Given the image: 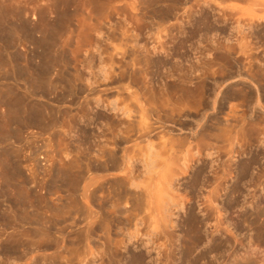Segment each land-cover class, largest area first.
Listing matches in <instances>:
<instances>
[{"label": "rangeland", "instance_id": "obj_1", "mask_svg": "<svg viewBox=\"0 0 264 264\" xmlns=\"http://www.w3.org/2000/svg\"><path fill=\"white\" fill-rule=\"evenodd\" d=\"M174 1L176 2H173V4L170 0H0V49L6 45L8 36L7 41L13 44H11L12 47L10 46L9 51H14L15 49V51L17 50L24 54H30L34 49L35 43L29 37H27L29 39L27 41L25 35H23L29 31V28L32 29L30 32H34V38L41 41H43L45 36L53 34L52 32H58L57 34L55 33L57 39L55 36L54 41L56 43L54 42L55 45L53 44L55 49L52 48V45L50 48L51 53H55L57 58L61 55V58H59L61 59L60 67L66 72L65 74L75 75L80 73L83 78V80L77 82L78 86L83 87L82 93L77 97L78 99L73 98L72 103H70V99H67V102L65 101L61 104L60 108L70 111V114L75 115V117L80 115L83 108H87L86 114L88 113L87 116L92 118L91 120L88 117L91 122L90 128L96 129V131L97 128L99 131L105 126L104 121L93 122L92 116L95 111H102L100 104L106 105L107 102L118 98L117 107L129 104L133 109L130 100L126 99L122 103L117 94V88L121 85L125 86L127 82H130L133 89L138 87L143 80H152L156 84H171L173 81L184 79L189 82L188 85L191 87L202 83L210 87L213 92L208 97V105L205 108L197 107L196 105L192 106L189 109L188 116L183 117V121L189 124L191 130L184 129V132L179 131L173 124H168L167 128L172 129L173 133H176V137L187 135L192 137V141H196L198 136L196 131L199 130L198 132H200L201 126L213 124V122L218 120L220 129L224 126L225 128L228 127L229 134L225 133V136L224 134H219L216 137L218 139L212 138L210 140L217 146L214 150H205L203 153L211 152V155L203 156L204 158L198 159L200 161H196V165L205 162L207 166L204 173L205 180L216 176V180L220 179L223 182L215 180L211 185L200 184L194 190L189 189L187 185L190 183L188 181L191 180V172L189 171L186 174L177 170V172L175 170L167 172L169 171L168 169L166 171V167L163 166L168 163H164L166 155L161 154L158 156V154H155L158 152L159 139L157 137H152L153 139H151V141L154 140L152 141L154 142V150L152 151L146 149L147 142L142 139L138 138L135 141L134 137L133 140L128 141L130 142L128 143L129 145L135 144V142L139 143L141 148L139 147L140 151L137 153L146 154L144 157L140 153L137 155L135 175H138V181L141 180L142 184L147 183V185L150 184L152 186L154 181L160 182L159 187L162 189L166 187L165 189L169 193L165 195L169 196L174 192L171 191L170 187H167V179H171L169 175L172 173L174 175L175 172L178 174L176 175L177 177L173 178H179L176 187L186 203L183 206L184 208H176L174 210L175 215L172 219L176 223H173L175 227L169 224L173 228L170 226V229L167 228L170 232L167 230L168 235L175 236V238L178 237V240H175L177 244L175 246H178L176 252H188V257H192V255L199 254L203 249H207L210 254H208L203 263L208 260V264H231L233 259L229 254L232 251L233 253L238 251L237 253L242 254L247 249L248 254L253 259V264H264V216H261L262 218L259 216L258 218L255 213V206L260 204L262 205L261 207H264V0ZM164 11L167 14L165 16L161 14ZM57 24L59 25L57 26ZM55 26L57 28L60 27V30H53L52 28H55ZM16 29H19V31ZM14 32L20 36L19 41L16 39L18 35ZM15 36L17 37L14 39ZM3 41H5V44ZM35 60L37 61L38 59L36 58ZM62 61L63 64L61 63ZM154 61L161 62L157 69L148 67L153 65ZM144 69H146V72ZM1 71L0 69V76H2ZM85 78L86 80L88 79V82ZM1 81L0 77V92L2 93ZM91 82L95 84L91 85ZM18 86L20 91L25 88L23 82H19ZM58 89L56 93L60 94L63 90L60 91V88ZM8 97L11 98L10 95ZM97 98L103 101V103H99V107L95 105ZM53 99V95H50L46 96V99L34 98L31 101H42L41 103L47 106L50 104L49 107L56 109V106L53 105ZM75 101L77 102L75 103ZM83 101L89 102L87 107L83 105ZM80 103H83V107ZM5 108H7V105H3L0 102V113ZM60 118L58 119L61 122L59 123L60 126L54 130L51 129V134L49 130L46 131L45 129L44 131L43 128L40 126L39 128L35 124H33L35 127H30L32 124L26 127L27 130L23 127L21 132L23 135L19 134L18 138H16L17 140L15 139L13 143L15 149L13 145L9 144V141H6L8 142L7 146H9L6 147V142L1 139L3 132L0 129V142L2 143H0V149H4L0 150V162L2 163L1 160L4 158V153H13L12 156L15 153L18 154L19 156H15L19 160L16 157L13 159L16 160L19 170L31 180L24 188L28 187L32 191L34 189L35 196L42 194L45 198L44 200L47 201L45 202L52 208L61 202H67L69 191H66L64 187L57 186L58 183H53V185V181L50 180L52 178L47 175V177L45 176L46 181L42 185L36 184L32 181L34 177L30 167L35 155L42 157L43 162H46V169L48 167L53 169L50 172L51 174L60 168V163L62 164L76 158L80 160L79 156L77 157L78 154L73 152L80 139L78 135V132H80L79 128L73 124L74 122H69V124L65 120H60ZM39 130L42 133L44 132V134L41 133L42 135H39ZM35 131H38V134ZM52 131H58L59 133L54 132V134ZM27 133L29 134L28 136ZM32 135L35 137L33 138ZM26 137L29 138L28 141ZM3 147L9 150L6 149L7 152H5L6 150ZM73 147L75 148L72 149ZM11 149L15 152H12ZM229 150H232L233 153ZM148 151L151 152V157L150 155L148 157ZM1 153H3V158ZM251 156H254L255 161L246 175H241L235 170L232 172L225 168L229 163L233 167L237 166L247 161ZM146 158H150L149 161ZM59 160L61 161L59 162ZM147 162H150V166ZM147 165L148 168L146 167ZM173 167L175 169V166ZM111 171L112 169L110 171L106 170V172L103 171V175L106 174V176L104 175L105 178L102 179L105 188L109 186L107 184H113L122 178V173H119L120 170L116 171L114 169ZM214 171L216 175L213 174ZM88 173H91V171ZM94 173L92 172L89 176L95 175ZM166 173L171 174L166 176ZM39 177L35 179L36 182L37 179L41 178ZM216 182H221L222 184H219L220 190L218 187L219 194L215 190L213 191L216 188ZM238 188L240 193L234 194L233 191ZM128 189L132 192L134 188L128 187ZM210 190L215 193L210 194L213 196V200L215 199L214 201L217 200L215 204L217 203V209L220 212L215 209L214 206L216 205H214V202H211L214 208L208 205L210 202H208L209 198L207 196L210 194L207 192ZM17 192L19 193V191ZM178 193L175 192L174 195ZM232 195L237 198L236 202L234 201L235 204L233 201H228L229 196ZM132 201L134 202L132 196L129 197L128 195L127 198L125 196L121 200V206L125 204L126 208H130ZM91 206H93L92 210H98L96 204ZM189 207H192V215L196 219L205 220L201 230H203V234L206 232L204 234L206 239L204 238V241H202L203 243L205 242L203 245L193 246V244H188L184 248L182 241L186 238L187 227L183 224L189 216ZM201 208L204 211L208 210L209 213L204 212ZM210 210L212 211L210 212ZM102 213L110 220L109 233L105 230L95 231L92 234V243L86 248L79 246L76 238L78 232L85 226L86 220L79 219L77 215H73L75 222H72L73 220L70 217L66 220L63 217H52L51 220L53 219V222L58 221L52 230L55 232L53 237L59 241V244L55 246L50 241L51 247L49 245L45 249V245H43L45 241L36 240L33 247L34 250L28 255V258L17 259L18 261L15 260L14 262L17 264H31L36 256L38 258L43 257V259L45 256L46 260L41 261L43 264H131V255L145 253V248L141 245V241L142 237H144L142 233L144 234L147 230V223L137 227L140 235L136 231L138 236H131L134 233L136 218H140L144 214L142 211L138 214L139 217L135 215L136 218L133 215L136 212H132L131 218H128L129 214L113 213V210H102ZM47 215L51 216L50 213ZM261 224L262 226H260ZM0 233V240H2L8 231L6 233L5 231H0ZM163 236H160L161 242L169 246L171 241L168 242V238L170 236H167V238ZM140 237L141 239H139ZM162 237L167 241L162 239ZM226 237L231 243L229 242L227 246H221L219 249L217 243L219 240L226 239ZM124 242L127 243L126 249L122 246ZM240 243H245L247 246L243 247ZM229 244L231 246L233 244V246L229 248ZM165 245L163 246L164 249L166 248ZM179 247L181 249H178ZM207 247L212 251L209 252ZM222 247L223 250H221ZM225 247L229 249L226 250ZM167 248L162 250L165 255L168 252ZM185 249L188 250L186 251ZM152 254L154 255V252ZM165 255L163 253L162 264H167V261L164 262L166 260ZM191 257L189 259H192ZM187 262L186 264H191V262Z\"/></svg>", "mask_w": 264, "mask_h": 264}, {"label": "bare ground", "instance_id": "obj_2", "mask_svg": "<svg viewBox=\"0 0 264 264\" xmlns=\"http://www.w3.org/2000/svg\"><path fill=\"white\" fill-rule=\"evenodd\" d=\"M170 1L171 3L176 2L174 0H170ZM161 14H163L164 16L167 15L165 11L161 12ZM59 24H57V26ZM33 29L35 30V28ZM47 29H48V26H47ZM52 29L60 30V27L57 28L55 26V28L53 27ZM16 30L19 31V29H16ZM30 30L32 29L29 28V31L23 34L25 35L26 39L27 37H29L35 43L34 49L30 52V54H24L17 50L15 51V49L14 51H9V48L12 47L11 46L12 42L10 43V41H7V38H9L7 34H6L7 43L4 47L2 46L3 48L0 49V69L3 71V73L1 71L2 76H0L2 79L1 82H2V89H3V90L1 89L2 93L0 92L1 94L0 102L3 105L4 104L7 105V108H5L4 111L0 113V129L3 132L1 139L3 142L9 141V144L12 146L15 139L18 138L19 134L20 135L22 134L21 132L23 131L22 130L23 127L26 128L31 124L32 126L30 127H35V125L38 127L40 126L41 128H43L44 131L45 129L46 131L49 130L51 134V129L54 130L55 128L60 126L59 123L61 122L58 119L61 117L60 120H65L67 123L74 122L73 124H75L79 128L80 132H78L79 133L78 135L80 139L78 140V144L76 148L73 147L72 149L75 148L74 149L75 151L73 152L74 153L76 152L78 154L77 157L79 156L78 158L80 160L76 158L77 160L72 159V160H68L67 162H63L62 164L60 163L59 164L60 168H58V170L53 171V173L51 174L50 172H52L51 170L53 169H51V167L50 168L48 167L49 169L48 168L46 169L47 167V166L45 167L46 162L45 163L43 162L44 160L42 159V157H37L35 154H33L35 155L34 157H36L34 158L31 155L33 159L31 158L32 164H31L30 170H32V175L34 177L32 180L33 182H35L36 184L39 183L42 185V183L46 181L45 176L47 175L52 178L50 179L53 181L52 184L58 183L57 186L64 187L66 188V191H69V194L67 196V202H63V203L61 202L60 204H57L56 207L52 208L51 206L50 207L48 206V204L46 203L47 201L44 200L45 198L43 197L42 194L40 196H35L33 192L34 189L32 191L28 187L24 188V186H26V184L30 182L31 180L28 179V177H26L23 174V172H21V170H19L18 164L16 163V160H14L16 157L15 155H18V154L15 153V155L12 156L13 154L12 152H15L13 151V149H11L12 154L4 153L3 155V153H1V156L3 155L4 158L2 156L3 158V159L1 158L2 163L0 162L1 163L0 164L1 165L0 166L1 167L0 169V231L1 232L5 231V233L8 231V233L4 235L3 237L4 239L0 240V264H17L14 262L15 260L17 259L22 260V259L28 258V255H30L34 250L33 247L35 246L36 240L45 241V243H43V245H45L44 247L45 249L50 245L49 244L50 241L53 242L55 246L58 245L59 241L53 237V234L55 232H53L52 230L56 226L58 221L56 220L55 222H53L52 221L53 219L51 220L52 217H56V218L63 217L65 220L68 217H70L73 220L72 222H75L73 215H77L79 219L81 218V219L86 220L85 226L80 230V232H78V235L76 237L77 244L79 246L86 248L89 244L92 243L91 238H92V234H94L95 231L105 230L107 233H109L110 220L106 215L102 213V210H105V211L113 210V213L129 214L128 218H131L133 214L132 212L134 213L136 212L135 214H133L134 218H136L135 215L139 217L138 214L141 213V211L144 213L142 214L140 218H136V221L134 222V226H135L134 233L136 234L132 233L131 236L133 235L138 236L137 227L141 224L143 225L147 223V227L145 225L147 230L146 231L144 230L145 231L144 234L141 232L142 235H144L145 237V238L142 237L143 239L141 241V245H143L145 248L144 250L145 253H138V254L131 255L132 263L134 264H162L163 253L165 255V252L162 250L164 249L163 246L165 245V243L161 242L160 236L164 235L166 238L167 236L168 237L170 236L168 238L169 239L168 242L171 241L169 243V246L168 244L167 246L165 245L166 248L168 247L167 248L168 252H166L167 255H165L166 260H164V262L167 261V264H186L187 261L191 262V264H208V260H206L203 263V261L208 257V254H210L208 253L207 249L206 250L203 249L197 255H194V256L192 255V257L190 256L192 259H189L190 257H188L189 256L188 252L186 253L184 251L176 252V249L178 246L177 247L175 246L176 244L175 240H178V237H176L177 238L176 239L174 235H173L174 237H172L171 235H168L170 233L168 230L170 229L169 226L173 228L175 227V224H176L172 219V217H174L175 215L174 210L176 208L177 209L184 208L183 206H185V203H186L185 201H183V196H181V194L178 193L179 189L176 187V183L179 180V178H173V177H177L176 176L178 175L176 174L177 171L181 173L183 172L186 174L190 171L191 180L188 181L190 183L189 185H187L189 189L194 190L200 184L211 185L213 181L216 180V176L215 177L213 176L215 179L212 177V179L207 178L205 180L204 173L206 171L205 169L207 166L205 162H202V163L200 162L201 163L200 165L199 164L196 165V161L202 158L203 156L211 155L210 154L211 152L210 153L208 152L206 154L203 153L205 152V150H214L215 147L217 146L214 144V142L213 143L212 141L210 142V140H212V138L215 139L216 137H218L219 134H224V136H225V133L229 134V131L227 130L228 127L225 128L224 126L223 128L221 127L220 129V126L218 125L219 121L216 119L217 122H213V124L204 125V126H201V128L199 127L200 132H198L199 130L196 131L198 133L197 139L195 138L196 141H192L191 140L192 137L187 136V135L182 136V137H176V133L174 134L172 129H169L167 127H168V124H173L175 127H177V130L179 131H183L184 129L189 130L190 126L188 123L183 121V117L188 116L189 109L192 106L196 105L197 107L205 108L208 105L207 104L208 97L211 94V92H213L211 88L203 83L195 85L194 87H191L190 85H188L189 82L184 79L173 81L171 82V84H162V83L156 84L152 80H148V81L143 80L142 82H140L139 86L134 89L133 87H131L130 82H127L125 86L121 85L117 88L118 89L117 94L122 103L125 102L126 99L130 100V102L133 105V109L129 106V104H123V106L117 107L118 98H115L114 100L107 102L106 105L104 104L99 105V103L100 102L103 103V101L97 98L95 105L97 106L99 105L102 108L101 109L102 111L101 112L95 111V113L92 116L93 122L101 120L105 122V126H103L102 129L99 128L100 129L99 131L97 128V131H96V129L93 130L92 128H90V125H91L90 119L92 120V118H90V116H87L88 114V113L86 114L87 108L86 109L83 108V110L81 111L78 117L77 116L75 117V115H71L70 111H67L66 109L62 110L60 108L61 104H63L65 101L67 102V99H70L71 101L70 103H72L73 98L79 97L80 93H82L83 91V87L78 86L77 82L83 80V78L80 73L75 74V75L73 73H72L73 75L65 74L66 72H64L63 69L60 67L61 59L59 58H61V55L59 54L60 56H58L59 58H57L55 53H51L50 48L55 42L54 41L55 36H56L55 33L57 34L58 32H55V33L52 32L53 34L45 36L43 38V41H41V40H36L34 38V32H30ZM20 31L22 33L21 29ZM14 33L17 34L16 32ZM16 37L17 36H15L14 39ZM16 39H18L19 41L20 36L18 35V38ZM56 39H57V36H56ZM28 40L29 39H27V41ZM3 42L5 44V41ZM54 45L52 46V48H54ZM54 49L53 51H55ZM36 58L38 59L37 61L35 60ZM61 63L63 64V61ZM160 63H161L160 61H154L153 65L148 66V67L157 69V66H159ZM147 64L150 65L149 63ZM144 71L146 72V69H144ZM19 82H23V85L25 86L23 91L22 90L20 91V87L18 86ZM93 84L95 83L91 82V85ZM58 88H60V91L63 90L60 94L56 93V90ZM8 95H10L11 98H9ZM50 95H53L54 97L53 105L56 106V109L49 107L50 105L48 104L49 102L47 103L48 106L41 103L42 101L32 102L34 98L46 99V96H50ZM76 102L77 101H75V103ZM88 104L89 102L85 101L83 105H86L87 107ZM33 124L35 125L33 126ZM229 129L231 130V128ZM25 130H27V128ZM40 130H39V133H40L39 135L44 134V132L42 133L40 132ZM216 131H219V132H216ZM35 132H37L36 134H38V131H35ZM54 132L57 133L58 131H54ZM28 135L29 134L27 133V136ZM34 137L35 136H33V138ZM152 137H157L159 139V143L157 146L158 152H156L155 154H158V156H160L161 154L166 155L165 157L163 156L165 158L164 163L168 162L165 165H163L166 167V171L167 169L169 170L167 172H170V171L172 172V170H175V171L177 170L175 172V175L174 173H172L173 176H171L172 175L171 173H169L171 175L166 173V176L169 175L171 178L170 180L167 179L168 182H166V185L167 187L171 188V191H173L174 193L175 192L178 193L176 195H174V193L169 196L165 195L169 193L168 190L165 189L166 187L163 189L160 188L159 187L160 182L157 183V181H154V183L152 181L153 183L152 186L150 184L147 185V183L142 184L141 180L138 181L139 180V178H137L138 175L137 176L135 175V166H136L135 164L137 162L136 157L140 153V152L139 153L137 152L140 151L141 147L139 143H136V142L135 144L132 143L133 145L130 144L131 145L130 146L128 144L130 142L128 141L133 140V138L134 140L135 139L138 140V138L142 139L143 141L147 142L145 146L146 149L149 151H152L154 150L153 149L154 142H152L154 140L151 141V139H153ZM33 138L31 139L35 140ZM28 139L29 138H27V141ZM20 140L22 139L20 138ZM32 140H29V141H32ZM7 143L8 142L5 143L6 147H9L7 146ZM11 146L10 148H12ZM13 148H14V145H13ZM6 149L7 148H5V150ZM0 150H4V149H0ZM7 150L5 152H7ZM149 151H148L149 154H147L148 157L151 153ZM229 151L232 152V150H229ZM233 152H234V149H233ZM144 156H146V154H144L142 157ZM149 159L146 158L147 161H149ZM60 161L61 160H59V162ZM254 161H255L254 156H251L250 158L247 159V161L242 162L237 166L235 165L236 167L235 166L233 167V165L230 163L228 165L226 164L227 167H225L224 164L222 165L229 171L234 172L233 170H235V172H237L238 174L246 175L249 172V169L252 167V164L254 163ZM149 163L150 162H147V164ZM173 166H175V169H173L174 168ZM19 167H20V163H19ZM28 167H29V164H28ZM146 167L148 168V165ZM111 169L112 171L114 169L116 171L120 170L119 173L120 172L122 173L121 175L122 178L118 179V181H115L113 184H107L109 186H106L105 188L103 186L102 179L105 178L106 174H104L105 175L104 176L103 171L106 172V170L110 171ZM90 171L91 173L95 172L94 173L95 175L89 176V174L91 173H88V172ZM181 173L179 174L181 175ZM213 174H215V171L213 172ZM117 175L119 176V174ZM232 175L233 174L231 173V176ZM37 177H39L40 179L39 180L37 179V182H36L35 179ZM223 178L225 177L223 176ZM219 180L220 179L216 181H219ZM220 181L223 182V180H220ZM215 184L217 185H215L216 188H214L213 191L215 190L218 193L219 192L218 187L220 186L219 184H221V182H216ZM128 187L134 188L132 189L133 193L130 192V189H128ZM219 190H220V187H219ZM17 191H19V193ZM210 191L207 193L215 194L212 191L211 192ZM40 192L38 193L40 194ZM238 192L240 193L239 188L233 191L234 194ZM128 195L129 197L132 196L134 200V202L132 201L133 203L131 202L132 204L130 203L131 205L130 208H126L125 204L124 206L123 205L121 206L122 198H124L125 196L127 198ZM79 196H80V199H79ZM207 197L206 198L208 199V202H210L208 203V205L212 206L211 202H214V205L217 206V203L215 204L217 200L214 201L215 199L213 200V196L211 194ZM236 199H237L236 196L234 197V195H232V196H229L228 201L236 202ZM92 204L93 205L96 204V207L98 208V210L96 209L97 211H95L94 209H93L94 211L92 210V207H93L91 206ZM202 204L204 203L202 202ZM216 206H214L215 209L218 208V206L217 207ZM261 206L262 205L260 204L255 206V213L257 214L258 218L259 216L260 218H262L261 216H264V207H261ZM188 210H189V216L186 218L183 224L187 227V231L185 230L186 238H184V240L182 241V243L184 244V248L188 244L189 245L193 244V246L194 245L197 246L198 244L203 245L205 243V242L203 243L202 241H204V238H205L204 234L206 232L203 234L202 233L203 230H201L205 223L204 222L205 220H199L201 218L196 219V217L192 215V207H189ZM202 210L204 211V209ZM205 211L209 213L208 210H205ZM211 211L212 210H210V212ZM217 211L220 212V210L218 209ZM48 213H50L51 216L47 215ZM169 224H172L174 226L172 227V225H169ZM260 226H262V224ZM167 230L169 233L167 232ZM163 237L162 239L165 238ZM227 238L228 237H226V239L224 240H219V242L217 241L218 242L217 247L219 246L218 247L219 249L221 246H227V244L230 242V240ZM139 239H141V237ZM164 240L167 241L166 239ZM126 244H127L126 242L122 243V246L125 249H126ZM245 245H246L245 243L241 244V246L243 247H245ZM228 246L230 248L233 246V244L232 246L230 244ZM89 248L91 249L90 246ZM213 248L215 249V247ZM229 248L227 247L226 250ZM178 249H181V248L179 247ZM221 250H223V247L221 248ZM211 251L209 249V252ZM152 252H154V255L152 254ZM237 252L233 253L232 251V253L229 254L232 256V259H233L232 263L234 264H253V259H251V256L247 252V249H245L243 253L241 252L242 254L237 253ZM91 253H93V251H91ZM146 258L147 259L149 258V259L147 260ZM45 260H46L45 256H44V259L43 257L38 258L36 256V258L32 261L31 264H43L41 263V261H45Z\"/></svg>", "mask_w": 264, "mask_h": 264}]
</instances>
